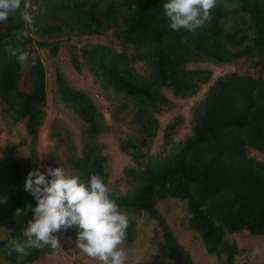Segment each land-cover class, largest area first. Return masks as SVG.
Masks as SVG:
<instances>
[{"label":"trees","instance_id":"16d2710c","mask_svg":"<svg viewBox=\"0 0 264 264\" xmlns=\"http://www.w3.org/2000/svg\"><path fill=\"white\" fill-rule=\"evenodd\" d=\"M225 1L231 9L216 3L211 19L188 32L168 27L164 0H136L124 8L121 1L99 8L91 0H27L32 24L19 12L0 22V116L11 120V125L25 122L35 154L47 102L46 70L39 55L20 62L12 51L51 45L55 53L59 43L50 40L65 30L69 35H101L112 29L122 45L120 50L99 43L84 48L83 55L105 86L137 107L133 120L142 137L120 140L122 151L133 161L125 168L128 188L119 193L108 183L107 159L96 140L104 130L101 113L93 100L72 87L58 69V99L87 124V149L68 163L81 181L87 182L92 174L101 175L112 198L128 216L144 214L151 221L158 220V200L182 202L189 227L207 244L217 264H236L241 249L230 236L247 230L252 236L264 237V161L249 154L251 150L264 153V0ZM54 19L59 23L50 24ZM25 31L27 36L22 35ZM205 60L231 64L234 70L219 76L197 103L190 135L173 143L178 119L164 132V152L146 154L144 146L158 131L152 110L170 107L163 89L181 98L197 94L211 79L212 71L189 68L188 64ZM138 62L143 67L137 68ZM249 65L257 67L256 74L245 72ZM73 66L80 68L75 59ZM26 175L14 156L4 152L0 157V197L5 198L0 203V225H10L13 231L11 242L0 241V251L14 264L32 262L54 249L45 245L29 248L26 254L14 251L16 241L25 239L23 232L36 203L24 190ZM18 208L22 211L16 212ZM65 231L75 235L74 229ZM173 232H162V257L178 264L181 243ZM131 233L128 225L129 241Z\"/></svg>","mask_w":264,"mask_h":264},{"label":"rangeland","instance_id":"374dc122","mask_svg":"<svg viewBox=\"0 0 264 264\" xmlns=\"http://www.w3.org/2000/svg\"><path fill=\"white\" fill-rule=\"evenodd\" d=\"M91 1H94L99 8L105 7L110 1H121L124 8L136 0ZM218 2L231 9L230 4L225 0H216V3ZM49 23L58 24L59 21L54 19ZM32 36L36 39L34 34ZM50 41L59 43L55 53L51 52V45L41 48L35 45V48L25 47L23 49L29 53V57L34 54L39 55L46 70L47 102L44 108L43 123L39 128L38 139L34 145L36 153L33 154L31 151L33 143L31 136L25 130V122L22 120L19 124L11 125V120H2L5 116L1 115L0 157L4 152L12 154L24 173H28L41 164L49 167L60 165L68 174L77 176L68 163V159L81 156L87 149L85 133L87 124L79 118L75 111L58 99L55 92V80L59 69L72 87L82 90L93 100L101 113L104 130L96 140L101 153L107 159L108 183L119 193H124L128 188L125 168L132 166L133 161L128 154L122 151L120 140L125 136L142 137L139 126L133 120L137 107L123 95L115 94L111 87L105 86L101 78L91 70L83 55V49L93 44L108 43L118 50L122 45L116 40L112 29L105 30L101 35L87 33L69 35V32L65 30L54 35ZM74 59L80 65L79 70L73 66ZM135 66L143 67L140 62ZM188 67L210 69L212 77L208 83L201 85L197 94L189 98L175 96L170 89H163L170 107L152 110L153 116L158 120V131L156 137L148 141L143 148L148 155L164 152V132L170 123L178 119L180 122L172 135L173 143H178L190 135L192 111L197 103L205 97L209 87L219 76L234 70L231 64H215L208 60L189 63ZM256 69L257 67L249 65L245 72L256 74ZM249 154L264 161V153L251 150ZM41 170L43 171V168ZM156 210L158 220L154 221L147 219L144 214L128 216L130 217L128 225L132 229L131 240H128L126 234L122 245L128 250L127 264H170L162 257V232L166 229L176 232L177 235L174 232L173 234L180 240L178 264H217L218 259L216 260L208 253L207 244L205 245L201 237L189 227L182 211V202L171 198L158 200ZM12 231L10 225H0V241L8 239L11 242ZM58 235L61 246L52 251H46L38 259L25 264H100L99 261L79 249L75 244L73 233L64 230ZM229 238L235 239L241 249L236 258V264H264V237L252 236L247 230H242L241 233L233 234ZM0 264L14 263L7 260L0 251Z\"/></svg>","mask_w":264,"mask_h":264},{"label":"clouds","instance_id":"9594fccd","mask_svg":"<svg viewBox=\"0 0 264 264\" xmlns=\"http://www.w3.org/2000/svg\"><path fill=\"white\" fill-rule=\"evenodd\" d=\"M215 4L216 0H164L162 7L171 30L194 32L211 19ZM29 6L27 0H0V22L19 12L26 23L32 24V15L26 11ZM22 35L27 36L28 32ZM12 54L20 62L29 60L26 51L13 50ZM31 62L34 64L35 60ZM24 190L36 203L23 232L25 239L16 241L14 251L26 254L33 247L57 248L61 246L58 233L74 229L75 244L89 257L100 264H127L128 250L122 245L129 217L112 198L111 189L101 175L92 174L84 182L60 165L41 164L27 173ZM4 199L0 197V203Z\"/></svg>","mask_w":264,"mask_h":264}]
</instances>
